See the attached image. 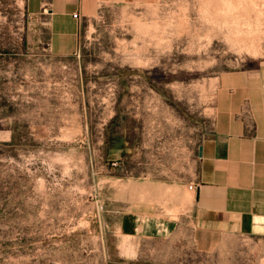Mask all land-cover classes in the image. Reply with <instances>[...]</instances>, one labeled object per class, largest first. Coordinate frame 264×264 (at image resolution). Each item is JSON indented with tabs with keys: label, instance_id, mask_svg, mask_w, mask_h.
<instances>
[{
	"label": "rangeland",
	"instance_id": "rangeland-1",
	"mask_svg": "<svg viewBox=\"0 0 264 264\" xmlns=\"http://www.w3.org/2000/svg\"><path fill=\"white\" fill-rule=\"evenodd\" d=\"M26 2L0 0V264H264V239L152 255L127 229L146 177L128 148L205 137L218 78L264 69V0L105 5L69 56Z\"/></svg>",
	"mask_w": 264,
	"mask_h": 264
},
{
	"label": "crops",
	"instance_id": "crops-1",
	"mask_svg": "<svg viewBox=\"0 0 264 264\" xmlns=\"http://www.w3.org/2000/svg\"><path fill=\"white\" fill-rule=\"evenodd\" d=\"M127 1L27 0L26 12L46 17L49 50L69 56L83 17ZM218 84L213 121L202 140L193 127L186 137L167 129L128 148L130 158L143 155L146 177L127 229L135 238L161 242L152 255H173L184 240L199 250L228 237L264 239V69L227 72ZM190 183L197 185L194 191Z\"/></svg>",
	"mask_w": 264,
	"mask_h": 264
},
{
	"label": "built area",
	"instance_id": "built-area-1",
	"mask_svg": "<svg viewBox=\"0 0 264 264\" xmlns=\"http://www.w3.org/2000/svg\"><path fill=\"white\" fill-rule=\"evenodd\" d=\"M73 17L79 18L78 14H74ZM187 188L189 191H194L197 188V185L194 183H190V184H188Z\"/></svg>",
	"mask_w": 264,
	"mask_h": 264
}]
</instances>
